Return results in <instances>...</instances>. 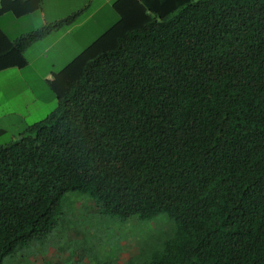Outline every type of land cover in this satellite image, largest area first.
Returning <instances> with one entry per match:
<instances>
[{"label": "trees", "instance_id": "1", "mask_svg": "<svg viewBox=\"0 0 264 264\" xmlns=\"http://www.w3.org/2000/svg\"><path fill=\"white\" fill-rule=\"evenodd\" d=\"M112 9L48 82L56 109L0 146V264L56 228L69 193L149 224L126 264H264V0ZM41 10L0 0V17ZM78 16L16 39L0 28V71L25 68L29 47Z\"/></svg>", "mask_w": 264, "mask_h": 264}, {"label": "rangeland", "instance_id": "2", "mask_svg": "<svg viewBox=\"0 0 264 264\" xmlns=\"http://www.w3.org/2000/svg\"><path fill=\"white\" fill-rule=\"evenodd\" d=\"M7 17L0 22V26L10 35L37 28L35 18L15 21L10 14ZM41 50L34 48L28 55L30 66L22 69L19 75L7 76L5 79L11 87L18 85L19 92L22 89L23 105L20 99H16L18 96L13 94L10 100L14 102L10 107L19 115L23 114L27 126L44 120L56 109V98L48 85L51 79L44 77L52 66L60 70L69 63L62 60L52 63V58H38L37 53ZM0 142H12L11 135L4 136ZM60 208L58 224L49 235L33 241L27 247L18 248L2 264H126L139 253V238L134 235L141 234L143 230L142 235H146L149 230V224L137 230L131 224L133 219L120 220L101 215L88 196L80 193L67 194ZM160 219L164 222L165 217ZM159 228L162 229L163 225ZM138 259L134 260L135 264L142 261Z\"/></svg>", "mask_w": 264, "mask_h": 264}, {"label": "crops", "instance_id": "3", "mask_svg": "<svg viewBox=\"0 0 264 264\" xmlns=\"http://www.w3.org/2000/svg\"><path fill=\"white\" fill-rule=\"evenodd\" d=\"M114 1L115 0H42L41 11L22 18H15L11 15L15 21L23 18V20L35 18L37 20L36 29L29 28L27 32L10 35V33L5 31L1 26L0 28L10 39H16L21 35L39 30L47 24L66 19L75 13H79L78 18L72 24L51 32L48 36L36 42L25 51L27 60L26 67L30 66L28 55L34 48H42L40 53H37L38 58H52V63L61 60L71 62L83 49L89 46L118 20L116 13L112 9V3ZM7 16L8 14L1 16L0 22L9 18ZM69 53L71 56H69ZM22 69L9 68L0 71V141L4 136L10 134L13 142L29 127L25 123L23 114L19 115L13 107H10V104L14 102L10 100L13 94L18 96L16 99L18 101L20 99L23 105L24 95L22 89L19 92L18 85L14 86V88L5 81L7 76L19 75ZM60 70H57L56 66H52V69L46 72L44 78L52 80L53 74ZM9 94L10 96H8ZM4 145L7 144H0V146Z\"/></svg>", "mask_w": 264, "mask_h": 264}]
</instances>
